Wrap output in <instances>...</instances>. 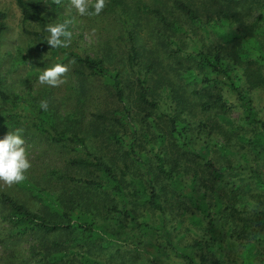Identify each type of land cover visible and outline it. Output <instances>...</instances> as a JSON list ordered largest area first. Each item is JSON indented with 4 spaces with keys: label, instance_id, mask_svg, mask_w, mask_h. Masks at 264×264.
Returning a JSON list of instances; mask_svg holds the SVG:
<instances>
[{
    "label": "trees",
    "instance_id": "obj_1",
    "mask_svg": "<svg viewBox=\"0 0 264 264\" xmlns=\"http://www.w3.org/2000/svg\"><path fill=\"white\" fill-rule=\"evenodd\" d=\"M14 1L21 13L23 32L46 43L39 49L65 53L64 48L52 49L47 44L45 28L50 12H45L44 1ZM220 1L212 0V11L206 14L185 1H173L174 8L192 26L212 32L227 44L208 50L189 38L191 50L176 46L171 57L178 59L183 81L180 88L164 78H153L152 64L140 69L132 32L127 34L129 74L111 67L99 56L67 55L76 63L74 73L80 80L93 78L106 88V93L94 88L92 94L97 95L99 105L108 108L90 115L82 113L80 107L73 109L68 115L71 126L63 131L53 128L49 114L40 110L43 120L36 127L47 132L53 143L74 147L77 154L68 159L67 165L91 175L74 178L51 171L56 180L80 184L75 191L55 197L30 186L45 203V211L31 210L11 195H0V204L7 208L2 219L8 222L10 236L34 242L29 249L36 264H108L98 258V252L114 247L120 253L121 244L115 246L117 240L137 249L139 234L162 240L150 248L153 258H146L143 264H234L226 255L225 244L244 238L240 264H253L255 245L251 239L256 238L263 218L250 208L251 201L242 186L245 181L237 176L243 166H234L225 155L231 152L234 137H239L236 143L250 149L252 146L256 154L264 155V120L257 117L251 98L252 89L264 87V0ZM49 2L51 10H57L54 0ZM109 2V11L118 8L124 19L128 18L123 0ZM238 4L259 7L256 19L246 24V30L236 26ZM136 11L157 16L165 28L174 32L183 31L176 20L168 19L150 4L139 2ZM3 18L0 13V34L5 29ZM32 23L38 30L28 29ZM255 33L261 35V41ZM82 88L86 96L85 84ZM18 99L4 90L0 77V100ZM236 108L240 109L241 124L229 130L222 127L223 132L218 122L214 128L204 121L194 132L191 115L196 109L201 114L223 117ZM205 127L209 128L207 140H216L218 129L229 143V150L223 155L221 150L226 152L227 147L219 148L215 143L209 157L196 154L202 161L198 163L200 170L186 181L176 155L194 151L195 141L201 140L206 146ZM88 136L106 141L109 151L111 147L116 150L122 163L92 149ZM256 180L264 190L262 177L256 174ZM176 229L180 230L176 233ZM181 229L190 242L180 241L178 237L184 236L179 235ZM130 234L135 238L133 242H128ZM132 263L138 264L135 256Z\"/></svg>",
    "mask_w": 264,
    "mask_h": 264
},
{
    "label": "rangeland",
    "instance_id": "obj_2",
    "mask_svg": "<svg viewBox=\"0 0 264 264\" xmlns=\"http://www.w3.org/2000/svg\"><path fill=\"white\" fill-rule=\"evenodd\" d=\"M43 1L45 12H50L46 18V26L51 23H63L66 19L74 20L73 24L68 28L72 32V42L69 47L64 48L66 50L65 53L56 54L49 49L40 50L39 46H47L46 43L40 42L35 36L23 32L21 13L15 1L0 0V13L4 14L2 21L5 25V29L0 34V77H2L4 90L8 94H16L20 99V101L18 99L8 102L0 100V139H3L9 132L23 129L22 138L25 141L24 146L31 163L30 169L26 172L27 179L22 183L8 186L0 181V195H11L34 211H45V203L33 193L36 191L31 190L30 186L36 190H42L44 193L48 192V196L54 195L55 197L61 194L69 195L70 191H75L74 188L80 186V184L73 182L56 180L51 175L52 170L74 178L86 175L91 176L86 171L67 165L68 159L77 154L74 147L53 143L47 132L36 127L37 123L43 120V117L40 116V110H43L40 107L41 101L48 102V108L44 111L49 114L51 125L58 131H63L66 127L71 126L68 115L75 108L80 107L81 112L87 115H90V113H104L107 110L106 108H108L104 107V105H99L97 99L95 100L97 95L92 94L94 88L95 90L97 88L102 89L100 90L101 93H106V88L102 87L100 82L93 78H86L85 81L80 80L79 76L74 73L76 63H71L73 61L72 58L70 56L67 57L70 52L102 57L111 67H119L124 74H129L127 34L132 32L135 38V45L138 48L140 69L144 70L147 65L152 64L151 74L153 78H164L165 81H171L176 87L180 88L183 85V81L180 79L181 73L178 59L177 57H171V53L176 46H180L184 51L191 50L189 38L208 50H212L216 46H227L212 32L192 26L186 17L174 8V0H123L127 4V12L129 14L126 19H124L118 8H114L113 11L107 9L109 8V0H106V6L99 15L85 16H80L77 13L76 9L71 6V0H61L59 7L55 11L51 10L49 0ZM182 1L191 4L202 13L205 12L206 14L212 11L210 4L212 0ZM139 2H145L160 9L167 15L168 19L176 20L183 31L174 32L165 28L157 16L137 12L136 4ZM219 2L223 1L219 0ZM94 3L95 0H89L90 11H94L91 7ZM246 5H237L238 20L236 21V26L240 28L239 30H246L248 28L246 24L252 23L259 13V7ZM222 7L224 9V6ZM261 23L264 24L263 22ZM28 29L38 30V27L35 23H32L28 24ZM93 30L95 31L93 32ZM45 35L48 39L49 33L47 31ZM254 35L261 41V35L257 33ZM170 40H175L177 42L176 45L169 43ZM181 55L182 53L176 54V56ZM62 59L64 60L63 62H61ZM57 63L66 64L70 69L66 77L63 78L65 83L59 87L41 85L38 81L39 75L43 70ZM83 84L86 86V91L88 90L86 96H84ZM130 87L132 85L129 79ZM157 91H159L158 88ZM251 98L257 117L264 120V87L252 89ZM166 106L164 104L163 108H166ZM223 117L226 119H223ZM223 117H218L214 113L201 114L196 109L191 115V121L195 128L193 130L196 133L198 123L204 121L209 126H214V128H216V123L218 122L223 132L222 127L229 130L242 122L240 109L237 108ZM44 126L49 129V132H52L50 130L52 127L49 123L44 121ZM208 129L206 128L205 131L206 146L202 145L201 140L195 141L194 148L196 147V149L194 151L188 153L181 151L176 155V158L181 162L182 176L186 181L191 178L195 171L200 170L198 163L202 161L195 157L196 154L209 157L215 143L219 148L220 146L224 149L227 147L226 152L221 150L223 155L229 150V143L225 141L226 138L218 129H216L218 132L217 139L213 140L210 137L211 139L207 140ZM88 139L92 149L102 152L107 157H113L115 161L118 160L116 150L110 146L111 151H109V145L106 141L97 140L94 136H88ZM236 142H240L239 137H234L231 140L230 144H233L231 152L225 157L234 166H243V169L237 171V176L245 181L242 186L251 201L250 208L259 212L261 214L260 217L263 218L261 226L256 231V238L251 239V241L255 245L253 264H264V190L260 189L263 187H260L258 182L256 183V174L260 175L264 182V155L256 154L251 145L250 149L248 145L244 146ZM117 163H122V159H119ZM247 167L251 169L248 170ZM6 214L7 208L0 204V264H36V260L31 256L29 249L34 242H31L32 240L30 239H17L10 236L8 222L2 219ZM111 226L116 228V225ZM179 230L176 229L174 232L177 233ZM200 231L204 230L201 229ZM179 235H184L182 229ZM178 238L185 243L190 242L191 239L188 234ZM134 240V236L130 234L128 242H133ZM136 242L137 249L117 240L115 246L121 244L119 246L121 248L120 253H116L115 248L111 247L103 252H98V258L108 264H133L132 260L133 256H135L138 264H143L146 258H153L151 256L152 249L150 248L160 244L162 240L139 234ZM244 242L245 238L235 240L230 245L225 244L226 255L234 264L241 263L240 256L242 243ZM171 260L177 261L173 257H171Z\"/></svg>",
    "mask_w": 264,
    "mask_h": 264
},
{
    "label": "clouds",
    "instance_id": "obj_3",
    "mask_svg": "<svg viewBox=\"0 0 264 264\" xmlns=\"http://www.w3.org/2000/svg\"><path fill=\"white\" fill-rule=\"evenodd\" d=\"M54 3L59 5L61 0H54ZM71 6L76 9L80 16L99 15L106 6V0H95V3L91 5L94 11L89 10V0H71ZM73 22V19H66L63 23H51L46 26V31L49 33L47 44L52 49L70 46L72 32L68 28ZM69 70L68 65L57 63L43 70L38 81L41 85L59 87L65 83L63 78L66 77ZM40 107L46 111L48 102L41 101ZM22 133L23 129H17L0 139V181L8 186L25 181L27 179L26 172L31 167Z\"/></svg>",
    "mask_w": 264,
    "mask_h": 264
}]
</instances>
